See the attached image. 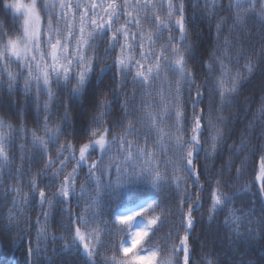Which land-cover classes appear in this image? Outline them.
<instances>
[{
	"label": "snow or ice",
	"instance_id": "obj_1",
	"mask_svg": "<svg viewBox=\"0 0 264 264\" xmlns=\"http://www.w3.org/2000/svg\"><path fill=\"white\" fill-rule=\"evenodd\" d=\"M3 9L0 242L24 264H264V0Z\"/></svg>",
	"mask_w": 264,
	"mask_h": 264
},
{
	"label": "trees",
	"instance_id": "obj_2",
	"mask_svg": "<svg viewBox=\"0 0 264 264\" xmlns=\"http://www.w3.org/2000/svg\"><path fill=\"white\" fill-rule=\"evenodd\" d=\"M8 11L7 9L0 10V20L4 18V12ZM9 19H11V13H9ZM258 79L254 81L252 84L248 86V92L247 95L251 96L255 93L253 92V88L256 84H258ZM240 127H243V122L241 123ZM152 198V190L151 188L141 182L136 185H133L121 198L119 207L115 210H113L112 207H109L107 211L109 213H112L115 215L117 212L119 214H129L131 212H134L138 210L140 207H142L147 201H149ZM206 211V209H205ZM199 216V214H198ZM137 220L142 221L140 218H137ZM123 227V226H119ZM135 228V226H134ZM199 233V229L197 230ZM132 230L125 233V235L121 236V240H124L126 243V246L131 245L132 240ZM148 247V245H143L141 249L138 251H141L143 253V248ZM196 251H199V248H196ZM264 252H261L259 249L256 250V257L264 262ZM121 258H123V254H120ZM126 259V258H124ZM0 264H24L23 261V252L18 250L16 247L10 246L6 242H0Z\"/></svg>",
	"mask_w": 264,
	"mask_h": 264
},
{
	"label": "clouds",
	"instance_id": "obj_3",
	"mask_svg": "<svg viewBox=\"0 0 264 264\" xmlns=\"http://www.w3.org/2000/svg\"><path fill=\"white\" fill-rule=\"evenodd\" d=\"M206 40L208 39L207 37L205 38ZM264 254V253H262ZM194 264H197L198 261H200V256H199V251L197 252L196 255H194Z\"/></svg>",
	"mask_w": 264,
	"mask_h": 264
},
{
	"label": "rangeland",
	"instance_id": "obj_4",
	"mask_svg": "<svg viewBox=\"0 0 264 264\" xmlns=\"http://www.w3.org/2000/svg\"><path fill=\"white\" fill-rule=\"evenodd\" d=\"M137 211V210H136ZM132 213V212H131ZM130 214V213H129ZM142 223V221H139V220H137L136 221V224H135V227H138L140 224ZM142 254H144V253H142Z\"/></svg>",
	"mask_w": 264,
	"mask_h": 264
}]
</instances>
